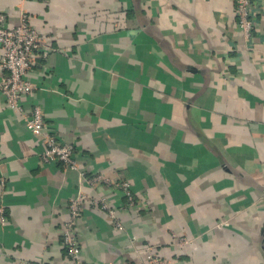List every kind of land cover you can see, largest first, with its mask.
<instances>
[{"label":"crops","instance_id":"1","mask_svg":"<svg viewBox=\"0 0 264 264\" xmlns=\"http://www.w3.org/2000/svg\"><path fill=\"white\" fill-rule=\"evenodd\" d=\"M256 4L246 39L236 0H0L8 28L26 13L45 43L25 76L36 85L25 114L0 92V264H75L63 233L78 198L83 264H145L151 252L169 264H264ZM6 75L0 66V83ZM35 106L39 134L27 126ZM49 134L75 146L78 169L42 162ZM82 172L129 181L143 208L123 210L121 190ZM96 196L123 230L91 205Z\"/></svg>","mask_w":264,"mask_h":264},{"label":"built area","instance_id":"2","mask_svg":"<svg viewBox=\"0 0 264 264\" xmlns=\"http://www.w3.org/2000/svg\"><path fill=\"white\" fill-rule=\"evenodd\" d=\"M260 12L256 0H236V19L241 33L246 39H250L257 27V15ZM7 16L0 13V48L3 54L0 58V66L7 75L0 83V92L8 102V105L25 114L22 104L23 96L30 95L36 90V85L26 79V74L31 68V63L35 54L44 48L45 43L39 32L30 24L26 13L21 14L20 24L14 28L6 26ZM28 117L27 126L30 131L39 134L44 129V116L41 108L35 106ZM45 147L41 156L42 162H61L67 168L78 169L76 160V151L73 144H64L56 136L48 135L45 139ZM84 181L92 186H98L103 183L113 189L121 190L126 197V203L123 210L133 211L143 208L138 203L136 195L132 190L129 181H114L105 174H97L93 177H86L81 173ZM1 187H4V180L1 181ZM81 197V196H80ZM93 207L105 212L108 217L115 222L116 228L123 230L124 226L120 220V212L113 206L105 196H96L90 200ZM126 207V208H125ZM83 208L80 199L74 200L70 204L71 220L66 224L63 233L64 241L68 246L69 256L75 264H83L80 258V246L75 236L77 220L81 217ZM5 208L0 206V219L4 220ZM182 245L185 240H181ZM145 264H169V260L156 253H150Z\"/></svg>","mask_w":264,"mask_h":264}]
</instances>
